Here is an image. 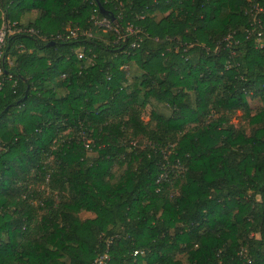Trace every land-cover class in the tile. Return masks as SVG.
<instances>
[{"label": "trees", "instance_id": "trees-1", "mask_svg": "<svg viewBox=\"0 0 264 264\" xmlns=\"http://www.w3.org/2000/svg\"><path fill=\"white\" fill-rule=\"evenodd\" d=\"M249 8L0 0V27L36 32L3 47L0 264H264V26L258 42Z\"/></svg>", "mask_w": 264, "mask_h": 264}, {"label": "built area", "instance_id": "built-area-1", "mask_svg": "<svg viewBox=\"0 0 264 264\" xmlns=\"http://www.w3.org/2000/svg\"><path fill=\"white\" fill-rule=\"evenodd\" d=\"M250 3V8L247 11V13L251 17V30L253 32H256L257 41L260 42L261 36H262V29L264 26V0H247ZM93 21L95 27L102 28L104 31H114L117 34L118 30L114 28L111 25V22L105 18L98 19V18H91ZM32 33L36 34L35 31L32 29H23L19 28L16 22H11L9 20H4L2 22V25L0 27V90L4 86V77H2V67H1V60L3 59V47L5 45V41L8 37L16 34V33ZM127 32L130 34H135L134 30L131 27L127 28ZM86 36L90 37L91 35L89 33L85 34ZM77 36L75 31L70 32V37L75 38ZM77 58L79 60L83 59V53L78 52ZM9 65H11V62H8ZM8 79H11V76L8 77ZM108 260V257L106 255L100 257L95 264H104V262Z\"/></svg>", "mask_w": 264, "mask_h": 264}, {"label": "rangeland", "instance_id": "rangeland-1", "mask_svg": "<svg viewBox=\"0 0 264 264\" xmlns=\"http://www.w3.org/2000/svg\"><path fill=\"white\" fill-rule=\"evenodd\" d=\"M250 104L253 106V108H252V111L253 112H255L256 110H257V107H259L260 105L258 104V105H255V104H257V103H255V102H250ZM149 111L150 110H148L147 109V111H146V114L143 116V120L145 121V122H147L148 120H149V118H148V113H149ZM240 116H241V113L240 112H236L235 113V115L233 116V118H232V123L237 127V126H239L240 124H242V121H240ZM81 217L82 218H86V217H93V215L92 214H87V213H85V214H82L81 215Z\"/></svg>", "mask_w": 264, "mask_h": 264}, {"label": "water", "instance_id": "water-1", "mask_svg": "<svg viewBox=\"0 0 264 264\" xmlns=\"http://www.w3.org/2000/svg\"><path fill=\"white\" fill-rule=\"evenodd\" d=\"M102 10V9H101ZM111 19L114 21L113 17H111Z\"/></svg>", "mask_w": 264, "mask_h": 264}]
</instances>
